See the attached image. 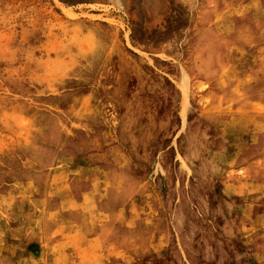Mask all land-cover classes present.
Instances as JSON below:
<instances>
[{"label": "rangeland", "instance_id": "1", "mask_svg": "<svg viewBox=\"0 0 264 264\" xmlns=\"http://www.w3.org/2000/svg\"><path fill=\"white\" fill-rule=\"evenodd\" d=\"M0 264H264V0H0Z\"/></svg>", "mask_w": 264, "mask_h": 264}]
</instances>
